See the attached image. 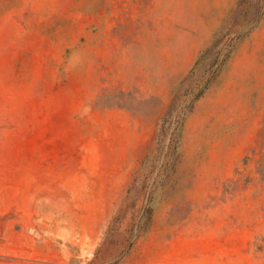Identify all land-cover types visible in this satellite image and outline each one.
<instances>
[{
	"label": "rangeland",
	"instance_id": "374dc122",
	"mask_svg": "<svg viewBox=\"0 0 264 264\" xmlns=\"http://www.w3.org/2000/svg\"><path fill=\"white\" fill-rule=\"evenodd\" d=\"M239 222L264 0H0V264H174L183 227Z\"/></svg>",
	"mask_w": 264,
	"mask_h": 264
},
{
	"label": "crops",
	"instance_id": "0c3cea01",
	"mask_svg": "<svg viewBox=\"0 0 264 264\" xmlns=\"http://www.w3.org/2000/svg\"><path fill=\"white\" fill-rule=\"evenodd\" d=\"M229 205V204H221ZM229 207H221V221L230 219H253L258 212H229ZM180 233V234H179ZM179 236L192 240L186 246V253L177 256L174 264H264V241L258 236L264 227L248 223H221L211 226L206 223L185 226ZM210 233L215 234L217 244L211 253L207 241Z\"/></svg>",
	"mask_w": 264,
	"mask_h": 264
}]
</instances>
